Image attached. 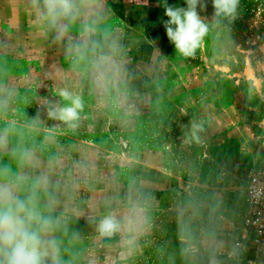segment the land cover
<instances>
[{"label":"crops","instance_id":"obj_1","mask_svg":"<svg viewBox=\"0 0 264 264\" xmlns=\"http://www.w3.org/2000/svg\"><path fill=\"white\" fill-rule=\"evenodd\" d=\"M166 3L186 7L185 0H166ZM164 4L165 0H98L97 11L102 17L98 28L101 34L114 35L122 49L125 84L120 92L126 111L115 93L99 96L88 73L74 60L71 45L83 39V25L89 21L82 17L60 37L38 19L33 8L6 12L0 25V90H4L5 96L11 92L6 115H26L22 123L25 125L39 113L42 123L35 138L37 143L51 136L50 152L59 150L77 160L95 159L92 190L82 191L81 195L91 204L100 205L101 213L105 197L122 199L134 184L142 185L152 196L151 229L177 226V221H160L156 212L167 206L171 196L179 194L188 199L191 192L201 205L200 213L207 209L209 214L200 218L201 224L217 226L226 242L232 237L245 242L249 235L247 228L243 224L235 230L230 211L222 208V198L231 194V165L241 161L244 155L223 158L220 153L236 132L232 118L236 105L222 107L212 103L204 112L212 116L206 130L210 146L203 150L206 157L212 158V164L208 165L203 156L201 163L184 173L172 162L169 149L174 143L150 139L147 145H138L136 133L145 121L156 127L170 114V103L182 99L194 88L201 89L207 80L198 70L185 73L184 68L192 63L182 58L167 38L163 26V21L168 19ZM213 12L211 0H207V8L200 11L210 26L203 48L221 34L220 24L212 26ZM61 88L79 94L84 104L75 131L46 115V103L59 100ZM72 228L80 233L85 261L94 257L110 264L139 254L136 251L125 257L120 236L97 240L86 215L74 221ZM140 243L141 239L139 246ZM93 247L96 249L91 251Z\"/></svg>","mask_w":264,"mask_h":264},{"label":"clouds","instance_id":"obj_2","mask_svg":"<svg viewBox=\"0 0 264 264\" xmlns=\"http://www.w3.org/2000/svg\"><path fill=\"white\" fill-rule=\"evenodd\" d=\"M37 17L58 36L65 34L82 17L83 39L71 45L74 60L86 71L99 96L110 92L126 109L121 85L125 84L122 49L118 39L98 28L102 17L98 0H29ZM213 27L222 20H234L240 0H211ZM186 7L164 4L163 21L168 40L182 56H194L209 33V24L200 11L207 0H185ZM199 9V11H198ZM11 92L0 90V116L6 114ZM57 101L46 103L47 118L58 121L69 130L79 127L84 109L79 94L61 88ZM39 113L23 127L37 132ZM10 122L0 128V264H85L78 247L81 236L72 228L74 221L86 215L97 240L121 237L125 257L135 254L139 240L151 229L152 196L135 184L122 199L105 197L93 205L82 195L92 190L96 161L93 157L73 159L57 150L49 151L52 137L37 143L25 139ZM199 130L198 125H193ZM48 152L47 155L45 153ZM264 193V186L258 185ZM87 207V214H86ZM200 207L194 193L177 204V254L181 264H241L245 245L235 237L226 242L219 228L200 222Z\"/></svg>","mask_w":264,"mask_h":264},{"label":"rangeland","instance_id":"obj_3","mask_svg":"<svg viewBox=\"0 0 264 264\" xmlns=\"http://www.w3.org/2000/svg\"><path fill=\"white\" fill-rule=\"evenodd\" d=\"M30 9L29 0H0V25L5 21L6 12ZM220 26L221 34L217 39H210L205 48L201 45L194 56L186 57L192 64L184 68L185 73L198 70L207 79L205 86L198 90L194 88L182 99L170 103V114L156 127H150L145 121L136 138L141 147L150 139L157 143L166 140L174 143L169 149L172 162L184 173H189L202 162L203 156L208 165L212 164V158L203 153L210 146L206 130L212 116L204 114L208 105H236L237 111L232 113L236 132L220 153L223 158L244 154L241 161L231 165V194L222 198V208L230 211L233 228L237 230L243 226L245 215L244 181L252 171L264 170V0H240L237 17L231 21L222 20ZM25 121L26 115L5 114L0 116V128L15 122L18 134L23 133L25 139L37 138V132L23 127ZM194 124L199 126V130L193 129ZM171 198L166 207L156 212L160 221H177V204L186 198L179 194ZM206 210H202L200 218L209 215ZM177 231L176 225L150 229L141 238L137 256L120 258L119 262L110 264H181L177 254ZM235 236L238 238L239 234ZM242 243L245 252L241 264H264V244L252 242L250 235ZM78 247L84 251L83 245ZM94 249L96 247L91 251ZM104 263L94 257L85 261V264Z\"/></svg>","mask_w":264,"mask_h":264},{"label":"built area","instance_id":"obj_4","mask_svg":"<svg viewBox=\"0 0 264 264\" xmlns=\"http://www.w3.org/2000/svg\"><path fill=\"white\" fill-rule=\"evenodd\" d=\"M258 185L264 186V170L262 169L252 171L244 181L243 224L252 242L264 244V193L257 191Z\"/></svg>","mask_w":264,"mask_h":264}]
</instances>
